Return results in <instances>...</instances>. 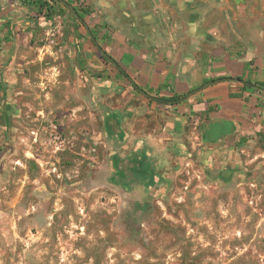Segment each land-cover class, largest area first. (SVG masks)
<instances>
[{"label":"rangeland","instance_id":"1","mask_svg":"<svg viewBox=\"0 0 264 264\" xmlns=\"http://www.w3.org/2000/svg\"><path fill=\"white\" fill-rule=\"evenodd\" d=\"M19 1L0 40V264H264V150L171 148L175 111L102 54L120 33L158 50L168 23L128 0H63L80 19ZM181 1L232 47L264 39V0Z\"/></svg>","mask_w":264,"mask_h":264},{"label":"crops","instance_id":"2","mask_svg":"<svg viewBox=\"0 0 264 264\" xmlns=\"http://www.w3.org/2000/svg\"><path fill=\"white\" fill-rule=\"evenodd\" d=\"M189 2L128 0L131 14L145 8L147 25L159 18L168 23L171 33L169 38L157 40L160 47L155 51L148 46L147 37L115 34L107 46L109 57L139 91L175 111L166 124L171 148L183 152L190 142L194 149L200 145L204 154L234 144L264 150V39H252L247 47L236 31L240 44L232 47L230 38L220 32V26L227 25L204 22L201 15L195 20L198 15ZM173 7L184 16L193 9L192 14L185 21H172ZM21 9L19 0H0V40L4 25L17 21ZM195 37L207 49L196 48ZM176 97L183 99L178 103L160 101Z\"/></svg>","mask_w":264,"mask_h":264},{"label":"trees","instance_id":"3","mask_svg":"<svg viewBox=\"0 0 264 264\" xmlns=\"http://www.w3.org/2000/svg\"><path fill=\"white\" fill-rule=\"evenodd\" d=\"M119 68V67H118ZM119 72L122 73L123 75H125L127 77V75L124 73L123 70H121L119 68ZM232 80V78H230ZM238 81H241V79H237ZM134 87L139 90L137 85H134ZM183 98L182 97H176V98H172V99H161L160 101L162 102H174V103H178L179 101H181Z\"/></svg>","mask_w":264,"mask_h":264},{"label":"water","instance_id":"4","mask_svg":"<svg viewBox=\"0 0 264 264\" xmlns=\"http://www.w3.org/2000/svg\"><path fill=\"white\" fill-rule=\"evenodd\" d=\"M60 2L62 3V4H64L69 10H71L72 12H73V14L75 15V16H77L78 18H79V16H78V13L76 12V10H74L73 8H72V6H70V5H68L66 2H64V1H62V0H60ZM103 54V56L107 59V60H109V61H111L113 64H116L106 53H102Z\"/></svg>","mask_w":264,"mask_h":264}]
</instances>
